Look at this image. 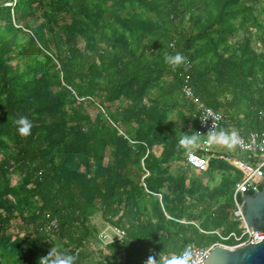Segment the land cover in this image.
<instances>
[{"label": "trees", "instance_id": "trees-1", "mask_svg": "<svg viewBox=\"0 0 264 264\" xmlns=\"http://www.w3.org/2000/svg\"><path fill=\"white\" fill-rule=\"evenodd\" d=\"M256 8L255 0H0V147L12 148L0 160L5 210L0 215V264L10 244L31 253L47 242L45 214L58 221L55 234L67 242L64 251L77 257L76 264L91 257L86 246L99 232L89 224L98 213L114 219L120 215L115 224L126 232L122 243L105 248L108 255L94 253L104 264H147L149 258L160 264L164 254L177 255L189 244L208 247L218 242L200 230L239 232L233 222V193L241 174L230 176L226 161L211 159V167L227 173L217 191L220 196L193 206L184 200L185 176L164 178V159L151 150L165 142L166 132L175 143L179 132L203 138L182 96L183 63L172 67L166 59L170 55L180 53L192 62L197 96L234 118L231 110L252 87L245 69L264 59L248 55V33L262 30ZM238 17L237 28L232 21ZM240 34L248 38L240 42L241 56L235 59L236 43L231 40ZM256 80L260 94L251 98L248 111L253 131L264 118V65ZM178 98L187 113L169 120L164 114ZM95 99H101L105 113ZM144 100L151 103L138 113L135 109ZM108 105L114 115L107 113ZM90 108L97 110L95 115L88 114ZM20 117L32 122L26 138L18 135L14 123ZM141 161L150 174L144 179L146 191L140 182L145 175ZM15 175L22 178L19 189L12 186ZM202 185L196 183L198 191ZM18 194L28 207L36 201L39 212L23 218L32 235L11 238L9 224L15 217L9 201ZM142 201L149 203L150 214ZM183 220L189 224L178 222ZM27 264L39 263L31 257Z\"/></svg>", "mask_w": 264, "mask_h": 264}, {"label": "rangeland", "instance_id": "rangeland-1", "mask_svg": "<svg viewBox=\"0 0 264 264\" xmlns=\"http://www.w3.org/2000/svg\"><path fill=\"white\" fill-rule=\"evenodd\" d=\"M210 1V0H208ZM256 4H257V15L260 17V22L259 25L262 26V30L259 29H253L251 31L252 34L248 33L249 35H247L250 38V43H249V52L248 55L250 58L253 59V56H260V55H264V0H255ZM241 21V17H238V19L233 20V26L238 28V25L240 24ZM120 26H124L126 25V23L123 22H119ZM228 27V26H227ZM130 29V28H128ZM242 35V36H241ZM239 39L235 38L231 40V43H236V46L233 48L236 58L238 59L241 56V43L243 44V42L248 38L246 37L244 34H240ZM241 42V43H240ZM238 44V45H237ZM223 49L219 48L217 50V54L219 56L222 55ZM263 65H264V59H262L260 57V60L256 63H252L251 65H248L247 68L245 69V73H246V78L248 81V84H250L252 87H249L246 91L245 94L243 96V98L241 99V101L239 102V104L233 107V109L231 110L230 114L234 117H236V115H240V118L242 122H248L250 123V120L248 119V114H249V107H251V98H257L260 94V90L261 87H259V82L256 79H260L262 73H263ZM256 74L254 77H251L250 73ZM234 88H230V90L232 91ZM154 98V96L152 97V99ZM226 98L228 100H230L232 98L231 94H227ZM101 100V99H100ZM99 99H95V101L97 103H102L100 102ZM151 101H147L144 100L141 104H138L135 111H137L139 113L140 109L144 106L146 107L147 105H150ZM114 108V107H113ZM111 106L108 105V111L107 113L110 115H114L116 112L114 111ZM97 112L96 109L94 108H90L88 110V114L91 116L95 115V113ZM224 112V111H223ZM84 114H86V111L83 112ZM187 113L186 107H185V102L183 101L182 98H178V100L173 104L172 109L167 111L164 116L166 118H168L169 120H177L180 115ZM224 114H226L224 112ZM261 116L264 115V113L260 114ZM231 119V117L229 118ZM246 122V123H247ZM133 126L136 128V130L139 128V125L136 122H133ZM189 131L191 129V125H188ZM189 135V132L183 133V132H179V134L176 137V143L174 142L173 138L171 137L170 134H168L167 132L165 133V142L162 144H155L153 149L151 150V153L156 157V158H162L164 159L163 162L165 163L163 166V171L165 169H168V173H166V175H163V177H167V178H171L174 179L176 177H181V176H185L186 178V188L184 191V200L186 202V204H190L193 206L198 205V202L200 199H204V201H207L210 197L216 196L219 197L220 195L218 194V189L223 185V183L225 182V178L227 177V173L226 171H222L220 169H217L216 167H211V164L209 165V169L207 172L205 173H197V172H193L186 164V156L188 154V152H186L184 149L182 148H178V142L181 139V135ZM198 136H200V133H197ZM216 147V144L214 145V148ZM220 146L218 151H215V153H218L217 155L219 156H224V157H232L235 158L237 160H245L246 155L232 150V149H228V148H224ZM216 149V148H215ZM195 150V149H194ZM193 151V150H192ZM12 152V148L10 147H5V148H1L0 147V160L4 158L5 154H8ZM150 152V150H149ZM169 154H173L178 156H181L179 159H169L167 156H170ZM215 160V159H214ZM224 161V160H222ZM229 167L232 168L230 176L232 175L234 176H238L241 174V172L233 167L232 165H230L228 163ZM141 167L143 172L145 168V165L143 164V162L141 161ZM163 173V172H160ZM150 176V174H149ZM200 181L203 185V190L198 191V188L195 186L196 183ZM141 186L142 188L146 191V185L145 182L143 181V178L141 179ZM23 185L22 182V178L19 175H15L12 177V186H14L15 188L19 189L21 186ZM159 199V201H161V199L163 197H161V195H156ZM225 197V196H224ZM224 197H222V200L224 201ZM21 195H13L10 198V201L13 205V212H14V217L15 219H13L10 224H9V231H8V235L11 236V238H14L15 236H17L18 234L20 235H24L25 234H29L32 235V229L30 227L26 226V221L27 220H23V218H27L32 216L33 214H38L39 212V206L36 203V201L33 202L32 206H27L25 204H23L21 202ZM142 206L143 209L147 211V213H149L150 211V205L147 201H142ZM202 210V208L199 206L196 209H194V211H196V214L198 215V213H200ZM150 214V213H149ZM0 215L1 216H5V210L4 207L0 201ZM165 217L167 220H172L171 216L165 214ZM120 217V215L118 216ZM117 218H113L112 216H107V217H103L101 215V213H98L97 215H95L93 218H91L90 220V224L89 227L90 229L95 233V231H97V233L99 232V236L100 233L104 232V230L106 229V227L108 225L116 227V228H121L118 225H116V221ZM179 223L182 224H189L186 221H178ZM198 226H201V222H197L196 223ZM219 232H222V230H217ZM99 236L97 235L98 239L95 238V240H93L92 242L88 243L86 246V249L88 250V252H90L91 257L88 259V261H86L84 264H97V263H107L105 261V259L102 260V262L100 261V259H98L97 257L94 256L95 252H99V253H103L104 256L108 255V251H105L104 246L102 245L101 241L99 240ZM94 238V237H93ZM92 238V239H93ZM14 241V239L11 241V243ZM67 242L65 240H60L59 238H57L56 234H52L50 236H48V240L45 244H41L39 245L37 248H35L31 253L28 252L27 250H25V252L21 253L18 249H12V246L10 244L9 247L6 248V253H2L1 256V262L3 264H27V260L29 258H33L34 260H36L39 264H45V260H49L51 258V251L56 248V247H60L62 250L66 249V244ZM171 250V248H169ZM49 254V255H48ZM102 259V257H101ZM112 264H119V263H112ZM122 264V263H120Z\"/></svg>", "mask_w": 264, "mask_h": 264}, {"label": "built area", "instance_id": "built-area-1", "mask_svg": "<svg viewBox=\"0 0 264 264\" xmlns=\"http://www.w3.org/2000/svg\"><path fill=\"white\" fill-rule=\"evenodd\" d=\"M194 64L190 61H184L182 64V96L187 106L192 110L193 117L196 120L200 130L203 132V138L198 146L190 154L186 156V164L197 173H205L209 169L211 159L224 160L241 172V178L234 185L233 205L234 214L233 222L238 224L239 232H231L224 235L222 232H204L205 235H214L218 238V242L208 247H198L195 244L187 245L179 254H164L160 258V264H167L174 255H184L187 257V264H205L210 252L216 248L238 249L252 244L254 239V231L248 227L243 214V193L259 186L264 178V118L260 119V129L258 131H240V130H224L228 133L235 132L239 137V143L232 150L241 152L246 155L245 160H237L232 157L219 156L213 152L214 144L208 141V133L223 129L226 116L220 112L207 106L196 94L192 85V71ZM84 100V99H83ZM79 99V103L83 102ZM98 108L105 113L102 106L97 103ZM111 124L117 126L111 121ZM119 135L125 139L128 137L122 130ZM130 144H135L129 141ZM222 146V145H220ZM224 147V146H222ZM226 148V147H225ZM143 181L149 176V172L145 170ZM43 231L47 236L55 234L58 231V221L51 218L49 214H45V223ZM126 238V232L122 228H116L108 225L104 232L100 233L99 240L104 248L115 243H122Z\"/></svg>", "mask_w": 264, "mask_h": 264}, {"label": "water", "instance_id": "water-1", "mask_svg": "<svg viewBox=\"0 0 264 264\" xmlns=\"http://www.w3.org/2000/svg\"><path fill=\"white\" fill-rule=\"evenodd\" d=\"M251 193L255 195H248ZM243 195L244 219L254 231L252 244L238 249L216 247L205 264H264V178L259 186Z\"/></svg>", "mask_w": 264, "mask_h": 264}, {"label": "clouds", "instance_id": "clouds-1", "mask_svg": "<svg viewBox=\"0 0 264 264\" xmlns=\"http://www.w3.org/2000/svg\"><path fill=\"white\" fill-rule=\"evenodd\" d=\"M167 63L172 67H178L184 62V57L177 53L174 56L170 55L167 58ZM17 133L20 137H28L31 132L32 122L26 117H20L14 121ZM208 141L210 144L222 145L228 149L234 148L239 143V137L237 133H228L223 129L218 131H212L208 133ZM200 142V136L198 135H181V139L178 142L177 147L184 149L189 154L194 150ZM49 255V254H48ZM77 257L72 254H68L60 247H56L51 251V259L45 260V264H76ZM147 264H156V260L149 258ZM167 264H187V257L184 255L173 256L167 261Z\"/></svg>", "mask_w": 264, "mask_h": 264}, {"label": "crops", "instance_id": "crops-1", "mask_svg": "<svg viewBox=\"0 0 264 264\" xmlns=\"http://www.w3.org/2000/svg\"><path fill=\"white\" fill-rule=\"evenodd\" d=\"M241 119H243V118H240V115H236V117L231 118V119L226 118V121H225V123L223 125V130H240V131L241 130L242 131L250 130V126L249 125H250L251 121H250V123H248L246 121L247 122L246 123V122H242ZM219 147H220V145H217V144H216V147H215L216 149L213 146V152L218 151L219 149H217V148H219Z\"/></svg>", "mask_w": 264, "mask_h": 264}]
</instances>
